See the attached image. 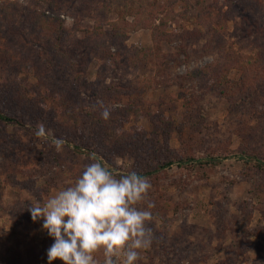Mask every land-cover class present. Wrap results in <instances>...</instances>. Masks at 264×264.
Segmentation results:
<instances>
[{
    "label": "rangeland",
    "instance_id": "obj_1",
    "mask_svg": "<svg viewBox=\"0 0 264 264\" xmlns=\"http://www.w3.org/2000/svg\"><path fill=\"white\" fill-rule=\"evenodd\" d=\"M77 27L57 49L56 29ZM263 48L264 0H0V113L25 125L0 121V264H48L54 240L27 209L92 157L152 185L136 264H264ZM189 158L214 164L174 163Z\"/></svg>",
    "mask_w": 264,
    "mask_h": 264
},
{
    "label": "clouds",
    "instance_id": "obj_2",
    "mask_svg": "<svg viewBox=\"0 0 264 264\" xmlns=\"http://www.w3.org/2000/svg\"><path fill=\"white\" fill-rule=\"evenodd\" d=\"M101 107L102 118L109 119L108 108ZM35 135H47L43 124ZM53 143L60 151L64 141ZM91 159L71 186L27 209L33 222L43 220V230L54 240L47 250L48 264H101L98 253L103 264H136L154 239L150 224L155 205L148 199L152 185L134 171L118 175ZM143 204L146 208L139 207Z\"/></svg>",
    "mask_w": 264,
    "mask_h": 264
},
{
    "label": "trees",
    "instance_id": "obj_3",
    "mask_svg": "<svg viewBox=\"0 0 264 264\" xmlns=\"http://www.w3.org/2000/svg\"><path fill=\"white\" fill-rule=\"evenodd\" d=\"M123 1L124 0H120V3H122ZM42 16H44V15H42ZM40 17L41 16H39V17L34 19L35 20L34 21V25L40 26L41 28H43V31H44L45 29H47V25H49V26L52 25V23H51L52 18L50 16H44L42 19H40ZM10 23H12V22H10ZM77 29H78V27L75 28V29L73 28V30L70 31V30H67L65 28H57L56 31H55V35H56V38H57L56 39V43H57L56 47H57V49L63 48V45H62L63 41L62 40L64 38V35H67V36L72 35V38H73L76 35L75 33H78V31H80V30H77ZM100 31H95V30L86 31L85 32V36H86L85 41H90L91 44L94 45V47H95V44H94L95 41L100 42V39H101V36H102ZM70 33H72V34H70ZM19 38L21 40H23L22 35L19 36ZM59 52L63 53V51H59ZM261 54L264 55V48H263V50H261ZM224 81H225V79L219 80V83H220L221 86L222 85H226L227 81H225V82ZM117 89L121 90L120 87H117ZM73 113L76 114L75 112H72L71 116H73L72 115ZM71 116H70V119H71ZM72 120L75 121L74 123H76L78 121V119L77 120L72 119ZM0 121L5 122V123H10V124H17V125L23 126V127L25 126L21 118L20 119L18 117L14 118L12 116H8V115L2 114V113H0ZM116 137L118 138V142L117 143H119V145L123 147L125 145V142H128V141L131 140L132 135H127V136H125V135H116ZM214 162H215V160H214ZM174 163L176 164V166L178 168H181V169H186L189 166V164H191L192 166H194V165L202 166V165H209V164L213 165L214 164L211 160H209V161L207 160L204 163V161H202L200 159L197 160L195 158H189L188 160H178V161H176ZM174 163L171 160H169V161L164 162L163 164L157 166L155 169L156 170H161V169L170 167ZM245 163H246V160H245ZM254 166H256L259 169H264V162L256 161L254 163ZM139 175L143 176L142 174H139Z\"/></svg>",
    "mask_w": 264,
    "mask_h": 264
}]
</instances>
